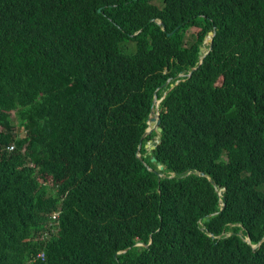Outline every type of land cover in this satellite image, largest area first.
I'll return each mask as SVG.
<instances>
[{
  "label": "trees",
  "instance_id": "obj_1",
  "mask_svg": "<svg viewBox=\"0 0 264 264\" xmlns=\"http://www.w3.org/2000/svg\"><path fill=\"white\" fill-rule=\"evenodd\" d=\"M228 231L264 235V0H0V264H264Z\"/></svg>",
  "mask_w": 264,
  "mask_h": 264
},
{
  "label": "water",
  "instance_id": "obj_2",
  "mask_svg": "<svg viewBox=\"0 0 264 264\" xmlns=\"http://www.w3.org/2000/svg\"><path fill=\"white\" fill-rule=\"evenodd\" d=\"M98 11H100V8L98 9ZM156 22L158 24H160V25H163L161 20H156ZM162 29H163V26H162ZM213 36H214V32L213 31H209L204 36L202 44L199 45V48H198V55H199L198 64H200L202 62L204 56L211 50L212 44H213ZM204 43H207V47L204 45ZM203 49H205L204 52H202ZM196 67L197 66L191 67L186 73H184L183 71L178 73L177 74L178 80L176 81V83H178L181 79H183V77H190L192 72L196 69ZM168 82H169V78L166 80L165 84H167ZM171 86H173V84H171ZM164 94H166V91L164 92ZM164 94L159 99H157L156 98L157 97L156 96V90H154V92H153L152 104H151V108H150V111H149V114H148V117H147V127L144 130V132H143V134H142V136H141V138L139 140V143H138V146H137V151H136V155H137L138 159L143 163L144 166H146V168L149 171H151V172H153V173H155L157 175L158 180L161 177H174V176H176L175 172H171L167 176L162 171L164 169V165L160 161H158L157 158L152 154V152L155 149L156 145L160 141L161 127H160L159 103L163 99ZM153 131L156 132V136H153V137L149 138L148 141L143 145V147H144L146 152L141 155V153L139 152V150L141 148V140L144 137L150 135ZM146 156H149V161L154 164V167H151L147 162L144 161V158ZM192 173L196 174L198 176H206V174L203 171H194V170H191V169H188L187 171H184V172L180 173L178 176L179 177H185V176H187L189 174H192ZM207 178H208L209 182L211 184H213L214 187H215L214 181L211 178H209V177H207ZM215 191H216L217 194L219 193L217 187H215ZM223 206H224V202L221 201V208ZM221 208L218 211H216V212L208 214L205 217V219L209 220V217L214 215V214L219 213L221 211ZM231 234H237V235L242 237V233L240 231H238V232L228 231V232H226V234L221 233L217 237L220 238V237H224V236H229ZM209 236L211 238L215 237L213 233H209ZM263 239H264V235L262 236V238L257 243L253 244V243H251L249 237H242V240L245 241L247 244H249L252 248H256L257 246H259ZM150 241L151 240H149V243H150ZM148 244L138 243V245H144V246H148ZM128 248L123 249L120 252H123V251L127 250Z\"/></svg>",
  "mask_w": 264,
  "mask_h": 264
},
{
  "label": "rangeland",
  "instance_id": "obj_3",
  "mask_svg": "<svg viewBox=\"0 0 264 264\" xmlns=\"http://www.w3.org/2000/svg\"><path fill=\"white\" fill-rule=\"evenodd\" d=\"M153 2L156 5H158V6H161L162 5V0H153ZM198 30L199 29L197 27H195V26L188 27L185 30L184 36H185V42H186V44H190L195 39V35L194 34H196V32ZM121 45H122V48H123L124 52H132L134 50V44L132 42L122 43ZM204 45L207 47V43H204Z\"/></svg>",
  "mask_w": 264,
  "mask_h": 264
},
{
  "label": "built area",
  "instance_id": "obj_4",
  "mask_svg": "<svg viewBox=\"0 0 264 264\" xmlns=\"http://www.w3.org/2000/svg\"><path fill=\"white\" fill-rule=\"evenodd\" d=\"M12 148H13V145H8V146H7V149H8V150H10V149H12ZM58 213H59L58 211H55V212H53V213L49 216V223H50V229H49V230H50V231H53V232H54V230H56ZM48 233H49V231L46 230L45 233H44L43 238L46 237V236L48 235ZM38 256L41 257V258H43V257H44V253L41 252V253L38 254Z\"/></svg>",
  "mask_w": 264,
  "mask_h": 264
},
{
  "label": "clouds",
  "instance_id": "obj_5",
  "mask_svg": "<svg viewBox=\"0 0 264 264\" xmlns=\"http://www.w3.org/2000/svg\"><path fill=\"white\" fill-rule=\"evenodd\" d=\"M153 132H155V131H153ZM10 145H13V144H10ZM12 149H13V148H12ZM10 150H11V149H10ZM55 211H58V212L60 213V210H55ZM55 211H54V212H55ZM52 213H53V212H52ZM52 213H51V214H52ZM59 213H58V216H57V225H56V230H54V234L57 233V229H58V217H59ZM51 214H50V215H51ZM50 215H49V216H50Z\"/></svg>",
  "mask_w": 264,
  "mask_h": 264
},
{
  "label": "bare ground",
  "instance_id": "obj_6",
  "mask_svg": "<svg viewBox=\"0 0 264 264\" xmlns=\"http://www.w3.org/2000/svg\"><path fill=\"white\" fill-rule=\"evenodd\" d=\"M202 52H203V50H202Z\"/></svg>",
  "mask_w": 264,
  "mask_h": 264
}]
</instances>
